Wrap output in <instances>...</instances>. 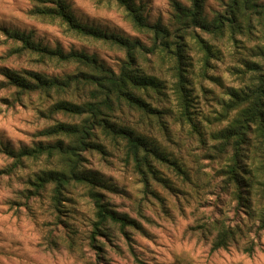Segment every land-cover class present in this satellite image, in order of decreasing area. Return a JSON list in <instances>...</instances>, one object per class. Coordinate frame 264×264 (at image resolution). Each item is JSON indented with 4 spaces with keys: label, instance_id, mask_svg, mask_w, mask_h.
I'll return each instance as SVG.
<instances>
[{
    "label": "trees",
    "instance_id": "1",
    "mask_svg": "<svg viewBox=\"0 0 264 264\" xmlns=\"http://www.w3.org/2000/svg\"><path fill=\"white\" fill-rule=\"evenodd\" d=\"M32 1L31 17L57 24L65 35L120 50L124 57L114 71L95 55L51 49L34 42L30 34L4 30L12 43L8 55L26 58L34 70L1 69L0 85L11 89L13 105L35 97L34 109L44 126L37 134L41 140L32 146H1L10 164L0 175L15 176L28 169L25 197H47L54 213L67 194L82 191L93 208L88 239L96 248L98 236L109 235L114 227L127 236L126 229L137 224L103 200V191L111 186L86 167V154L103 156L114 150L147 189L150 179L161 180L156 165L168 161L162 140L175 138L173 125L203 138L201 121L213 122L211 150L218 155L231 151L222 170L225 186L234 187V199L259 221L258 230L264 229V4L227 0L222 12L208 17L202 0H190L189 7L173 2L170 28L160 21L148 23L134 0H97L115 4L136 30L149 35L151 44L146 46L79 22L66 0ZM44 67L72 70L58 77L38 70ZM212 68H221L232 83L224 86L222 78L209 74ZM204 81L223 92L214 100L213 111L199 114L193 105L199 99L195 85L205 102L212 93ZM249 153L255 166L253 172L243 169L244 178L240 163ZM173 165L180 171L177 163ZM252 196L260 203L255 208ZM212 226V251L237 244L247 234L238 225L214 221ZM243 251L250 253L251 244Z\"/></svg>",
    "mask_w": 264,
    "mask_h": 264
},
{
    "label": "rangeland",
    "instance_id": "2",
    "mask_svg": "<svg viewBox=\"0 0 264 264\" xmlns=\"http://www.w3.org/2000/svg\"><path fill=\"white\" fill-rule=\"evenodd\" d=\"M134 1L141 6L148 23L160 21L170 28L172 3L191 5L190 0ZM226 1L202 0L203 15L211 17L222 12ZM258 1L264 4V0ZM32 2L0 0V70H34L26 58L8 55L12 43L6 40L4 30L30 34L34 42L51 49L58 47L65 52L95 55L114 71L119 69L124 57L122 51L65 35L57 24L31 17ZM66 2L79 22L150 46L151 37L136 30L115 4L97 0ZM38 70L62 77L72 68ZM209 74L222 78L224 86L232 83V78L223 74L221 68H212ZM3 81L0 75V83ZM202 83L212 93L205 102L196 84L199 99L193 103L194 111L208 114L223 91L213 82ZM11 93V89L0 85V149L8 146L17 150L41 140L37 134L44 122L34 109L35 97L13 105ZM200 125L203 138L194 131H181L179 125H173L175 138L162 140L168 161L156 165L161 180L150 179L147 189L135 172L120 162L121 157L114 150L109 149L103 156L86 154V167L100 173L111 186L109 191H103V200L111 210L137 224L135 228L126 229L127 236L115 227L110 229L109 235L98 236L96 248L89 245L88 239L94 220L93 208L82 191L67 194L60 211L54 213L47 197H25L28 169L15 176L0 175V264H138L137 260L144 264H264V229L258 230L259 221L234 199V187L225 186L222 170L231 151L218 155L211 150L214 143L209 129L214 124L201 121ZM174 163L180 166V171ZM9 164L10 159L0 152V170ZM240 165L244 178L247 175L243 169L253 172L255 164L250 153ZM253 196L251 204L255 208L260 203ZM214 221L241 226L246 237L225 249L212 251L216 236L212 228ZM52 240L55 243H50ZM250 244L252 251L245 253L243 246Z\"/></svg>",
    "mask_w": 264,
    "mask_h": 264
}]
</instances>
